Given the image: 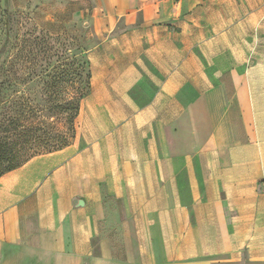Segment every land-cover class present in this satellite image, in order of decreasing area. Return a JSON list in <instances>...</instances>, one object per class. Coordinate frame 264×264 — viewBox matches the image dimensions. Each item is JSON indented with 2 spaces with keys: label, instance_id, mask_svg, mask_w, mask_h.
Listing matches in <instances>:
<instances>
[{
  "label": "crops",
  "instance_id": "crops-1",
  "mask_svg": "<svg viewBox=\"0 0 264 264\" xmlns=\"http://www.w3.org/2000/svg\"><path fill=\"white\" fill-rule=\"evenodd\" d=\"M74 137L0 175V264H264V0H85Z\"/></svg>",
  "mask_w": 264,
  "mask_h": 264
},
{
  "label": "rangeland",
  "instance_id": "rangeland-1",
  "mask_svg": "<svg viewBox=\"0 0 264 264\" xmlns=\"http://www.w3.org/2000/svg\"><path fill=\"white\" fill-rule=\"evenodd\" d=\"M89 5L85 0H0V66L10 69L0 75V82H7L0 95V172L48 149L25 136L28 127L37 126L35 135L43 139L62 132L57 108L55 118H48L50 98L59 101L75 90L50 83L65 69L76 82L79 72L86 75L87 51L95 37L88 12L80 17L76 11Z\"/></svg>",
  "mask_w": 264,
  "mask_h": 264
},
{
  "label": "trees",
  "instance_id": "trees-1",
  "mask_svg": "<svg viewBox=\"0 0 264 264\" xmlns=\"http://www.w3.org/2000/svg\"><path fill=\"white\" fill-rule=\"evenodd\" d=\"M85 66L87 67L86 75L82 76L83 72H79V80L71 79V74L70 72L66 69L62 71V75L58 81H54L51 84V87H54L58 83L65 84L63 87V90L67 89L66 85H73L74 86V93L72 94H66L63 95V97L57 101V99L50 98L49 100L52 102L50 108H49V119L55 118V113L54 110L57 108L58 109V119L60 122H62L63 125V130L60 134H57L55 136H50V137H45V139L38 137L35 135L36 131L39 129L37 126H30L26 131L24 132L25 136H30L31 139L35 140H41L42 144H45L48 146V149L42 152L46 151H52L56 150L59 148H62L69 144L71 140L74 137L75 133V121L76 117L79 113L80 110V103L82 98L87 94L89 87H90V78H91V73L89 71V61L86 59L85 61ZM81 67V66H80ZM10 73V69L6 68L4 66H0V75L5 76L6 74ZM6 80H2L0 82V95H2L6 89ZM78 85L77 87H75ZM57 101V103H55ZM41 153V152H37ZM31 154L27 156L25 159L18 161L17 163H14L10 165L8 168L0 172V175L4 173L7 170H10L12 168H15L22 164L25 160L30 158L31 156L37 154Z\"/></svg>",
  "mask_w": 264,
  "mask_h": 264
}]
</instances>
